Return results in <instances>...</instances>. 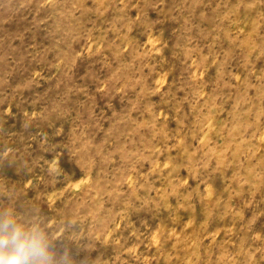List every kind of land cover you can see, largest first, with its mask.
Listing matches in <instances>:
<instances>
[{
  "label": "rangeland",
  "instance_id": "obj_1",
  "mask_svg": "<svg viewBox=\"0 0 264 264\" xmlns=\"http://www.w3.org/2000/svg\"><path fill=\"white\" fill-rule=\"evenodd\" d=\"M68 264H264V0H0V220Z\"/></svg>",
  "mask_w": 264,
  "mask_h": 264
},
{
  "label": "clouds",
  "instance_id": "obj_2",
  "mask_svg": "<svg viewBox=\"0 0 264 264\" xmlns=\"http://www.w3.org/2000/svg\"><path fill=\"white\" fill-rule=\"evenodd\" d=\"M0 264H68V260L49 251L48 240L38 228L26 230L5 218L0 220Z\"/></svg>",
  "mask_w": 264,
  "mask_h": 264
}]
</instances>
